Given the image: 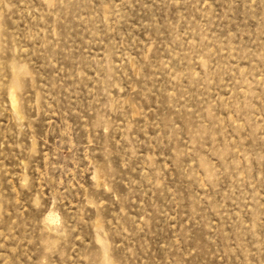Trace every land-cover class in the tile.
<instances>
[{
  "label": "rangeland",
  "instance_id": "1",
  "mask_svg": "<svg viewBox=\"0 0 264 264\" xmlns=\"http://www.w3.org/2000/svg\"><path fill=\"white\" fill-rule=\"evenodd\" d=\"M0 264H264V0H0Z\"/></svg>",
  "mask_w": 264,
  "mask_h": 264
}]
</instances>
